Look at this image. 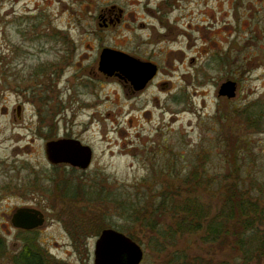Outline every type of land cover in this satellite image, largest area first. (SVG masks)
<instances>
[{
	"label": "rangeland",
	"instance_id": "1",
	"mask_svg": "<svg viewBox=\"0 0 264 264\" xmlns=\"http://www.w3.org/2000/svg\"><path fill=\"white\" fill-rule=\"evenodd\" d=\"M102 1L107 0H0V58L19 57L22 62H25L23 58H27L29 64L38 66L39 63L55 60L57 47L54 41L66 40L82 41L95 47L124 48L126 34L123 29L101 31L93 23L94 10L101 8ZM146 1L114 0L119 6L136 11L139 19L144 16L142 9ZM158 2L151 0V6L155 8ZM216 2L173 0L172 8L165 9L163 13L157 12L158 19L170 24L180 19V43L165 38L154 46L145 44L144 48L163 50L165 55L179 46L187 60L195 57L198 67L207 66L194 76L195 70L190 68L189 63L181 64L178 71L171 73V89H174L171 94L153 87L140 97L128 99L115 85L101 87L99 98L86 96L78 100L80 105L88 101L97 102L99 106L95 104L92 108L76 112L79 106L74 104L75 110L71 107L52 119V126L44 124L38 129L43 137L36 133L38 117L37 114L33 117L35 108L31 102L26 103L24 119L20 123H13L12 118L2 116L3 108L15 110L22 98L13 92L11 85L14 81H5L6 86L0 82V160L3 164L1 170L4 171V175L0 174V187L9 181L14 183L16 179L28 181L33 175L40 179L42 188H50L54 192L61 186V197H56L54 193L52 200L46 201L48 222L38 237L57 261L62 264H95L97 237L83 235L84 229L93 223L94 214L90 212L88 203L90 207L99 206L107 212L104 220L107 219L112 228L125 230L127 218L119 217L124 215L122 210L109 202L91 199L95 195L93 190L97 191L99 187L121 195L127 204H132L144 193L150 198L156 191H163L174 196L179 194L180 198L197 196L216 205L220 193L231 182L230 178H224L235 175L238 167L246 187L250 188L252 183L257 182L264 184V120L258 122L259 128H250L245 122V115L237 112H245V108L252 105L255 109L251 115L259 120L264 110V16L254 12L251 2L245 0L244 11H239L244 19L238 22L240 33L219 36L215 32L222 30L224 18L215 13ZM89 6L91 9H88ZM207 10L215 17L211 15L210 19H205V34L210 41L204 46L199 34L189 30L187 25L192 24L194 29L195 24H201L202 15ZM229 14V22L234 25L232 13ZM145 20L150 22V18ZM187 31L192 35L189 42L183 37ZM149 33L145 32L144 38ZM202 49L210 51L201 57L198 52ZM221 55L228 57L230 63L235 61L234 64L224 67L220 60L218 64L212 61ZM162 59L159 57L158 60L163 62ZM227 68L239 69L240 83L236 96L229 99L219 95L220 83L225 82ZM187 73L191 77L183 76ZM4 88L11 92L4 91ZM80 92L86 94V91ZM53 115L46 113L45 117L49 121ZM66 132L92 148L94 156L90 169L77 172L48 162L45 135L54 138ZM228 144L235 147L228 148ZM229 150L235 154L230 160ZM13 165L15 171H12ZM194 167L200 173L206 169L208 176L215 177V181L211 182L212 186L204 184L206 189L190 193L186 191L188 187L184 182ZM221 179L222 185L219 183ZM66 181L72 186L67 192L64 187ZM82 184L86 187L83 190L85 195L72 197L76 186ZM70 197L83 202L71 204ZM142 203L145 212L149 207ZM5 210V207H0V214ZM99 220L98 216L96 221ZM134 226L137 227V223ZM0 228H3L1 223ZM134 233L144 251L141 264H168L171 261L172 252L161 254L154 248V235L142 229ZM189 236L179 237L174 246L176 250H172L182 255L179 262L227 264L232 260L242 264L237 250L227 249L219 243H204L199 238L201 234L199 237Z\"/></svg>",
	"mask_w": 264,
	"mask_h": 264
},
{
	"label": "flooded vegetation",
	"instance_id": "2",
	"mask_svg": "<svg viewBox=\"0 0 264 264\" xmlns=\"http://www.w3.org/2000/svg\"><path fill=\"white\" fill-rule=\"evenodd\" d=\"M172 1L173 0H159L155 8H153L151 6V0H147L142 9L144 16L140 19L138 18L136 11L127 10L117 5L114 0L102 1L103 5L101 8H96L94 10L93 23H95L96 28L101 31H110L111 28L123 29L126 34L124 48L107 45L95 47L84 44L82 41L66 40L58 42L54 41V44L57 47L54 51L55 60L48 63H39L38 66H32L29 64L27 58L22 59L25 60V62L20 61L21 58L19 57H13V59L0 58V82L6 86L5 81H14V84L11 85L14 88L13 92L18 98H22V101H18L19 103L16 105L15 110L10 111L7 107L3 108L2 116L12 118L13 123H20L24 119L26 103L31 102L35 108V114L33 117L36 114L38 117L36 133L43 136L42 131H38V129L43 128L42 125L44 124H48L49 127L52 126L53 120H55L54 118H57L61 113L64 114L71 107L73 109L74 104L78 103L79 106L76 109V112L81 109L92 108L95 104L99 106L97 102L94 103L88 101L83 102V104L80 105L78 100L83 97L85 98L86 96H92L96 99L99 98V90L104 86H117L123 91L124 96L128 99L140 97L153 87L160 92L167 91L171 94L174 90L173 87L171 89L170 78H172L173 75L171 73L173 71H178L181 64L187 65V63H189V65H191L190 68L195 70L194 76L195 74L200 73V70L207 69L206 65H202L203 68L198 67L197 59L195 57H191L187 60L185 52L180 50L179 46L165 55L163 50L159 52L157 51L159 49H152L150 51L149 49L144 48L145 44L154 46L153 44H156L160 39L165 38L170 41L173 40L178 44L180 43L179 40L182 33L180 30V19H176L173 24H170L169 21L164 22L157 17V12L163 13L165 9L173 7ZM216 1L218 2H216L214 8L215 13L222 15V18H224V21L221 24L222 30H220V32H215L217 33L216 35L228 34L231 32L240 33L238 22L244 21V19L239 11H244L243 2L245 0ZM247 1L251 2L250 5L251 8H254V12L264 16V0ZM88 9H91V7L89 6ZM229 13H232L234 25L229 22ZM211 15L212 17H215V14H212L209 10L205 11L202 15L204 18H202L201 24H195L194 29L192 28V24L187 25L189 30L192 29V31L199 34V39L203 40L204 46H207L210 41L209 37L205 34V27H207L205 26L207 20L205 19H210ZM148 18H150V22L153 20L154 23L151 24L149 21L145 20ZM155 22L157 24H155ZM215 23L218 22L215 20ZM147 31L150 33L147 38H144L143 35ZM183 37L186 42L192 40V35L189 34V31L184 32ZM105 49H112L125 53L129 59L127 69L130 73H133L134 70L133 60L142 64L153 65L155 67L154 77L145 86L139 87L138 89L136 84L120 71H111L110 68L107 69L106 66H101V56ZM209 51L202 49L198 53L202 57L204 54L207 55ZM159 57H163V62L158 60ZM221 57L222 55L220 57L216 56L212 61L218 64V61L220 60L221 62H219L221 66L224 67L232 65L235 62L233 61L230 63L228 57ZM11 60L13 61L11 62ZM16 61L17 63L14 64ZM142 67L143 66L137 67V69H141ZM226 74L227 76L224 79L225 82L220 83V85L222 86V84L229 81L236 83L237 94L240 88L238 78L239 69L234 68L231 70L230 68H227ZM186 75L191 77L190 73L183 74L184 77ZM4 91L11 92L7 88H4ZM80 91H86V94L85 92L81 93ZM2 94L5 95L4 92H2ZM65 98H67V100H65ZM223 98L226 99V97ZM46 113L54 114L49 121V115L47 119L45 117ZM75 118L76 115L74 119ZM45 139L47 140V143L58 141L60 139L74 140L82 143V141L76 136L68 134L67 132L62 136L57 135V137L54 138L45 135ZM2 165L3 164L0 160V174L4 175V171L1 170ZM55 166L77 172L86 171L68 164H58ZM15 170L16 169L13 165L12 171ZM37 178L33 175L32 179H28V181L26 179H16L14 183H10L11 181H9L0 187V207H5L6 209L0 214V223L3 226V228H0V264H62V262L57 261L49 253L47 248H45L42 242L38 239L48 222L47 213L49 210L46 201L47 199L48 201L49 199L52 200L54 193L56 194V197H61V186L58 187V190H54L53 192L50 188H42V185L40 184L41 181ZM40 199L43 200L40 201ZM18 211H21V214L19 217L15 218ZM14 219L17 223H14ZM36 221L41 223L32 229L18 226V224L29 225ZM101 233L96 236L97 240ZM79 239H82L81 235Z\"/></svg>",
	"mask_w": 264,
	"mask_h": 264
},
{
	"label": "trees",
	"instance_id": "3",
	"mask_svg": "<svg viewBox=\"0 0 264 264\" xmlns=\"http://www.w3.org/2000/svg\"><path fill=\"white\" fill-rule=\"evenodd\" d=\"M251 106L245 108V112H240V110L237 112L245 115V122L250 128H257L258 122L264 120V110L262 116L257 120L255 116L251 115L255 109L254 106ZM230 147L235 146L228 144V148ZM232 151H227L231 153L229 160L235 155ZM235 166L237 167V165ZM235 172V175L224 178L226 180L230 178L231 182H228L220 193L216 205L212 202H204L197 196L180 198L179 194L174 196L163 191L160 193L156 191L150 198L144 193L132 204H127L124 197L113 194L103 186L97 188V191L93 190L95 195L91 199L109 202L122 210L121 213L124 215L120 214L119 217L126 216L127 218L125 230L123 229L122 232L134 241L140 242L137 234L134 233L135 230L142 229V231L154 235L151 237L157 252L162 254L166 251L174 254L171 256V261L167 262L168 264H184L178 261L182 255L172 251L176 250L174 246L178 243L176 241H179V237L187 238L190 237L189 235L198 236L199 234L201 237H198L204 243H219L227 249L237 250L241 255L242 264L264 263V184L257 182V184L252 183L250 188L246 187L241 181L239 167ZM190 174V177L187 176L184 182L188 187L186 191H190V193L205 188L204 184H211V182L213 184L215 181V177L208 176L206 169L200 173L198 168L194 167ZM232 181L234 182L232 183ZM219 183L222 185V179ZM64 187L66 192L72 188L67 181L64 183ZM83 190H86L83 184L76 186L72 197L84 196ZM71 193L69 192V194ZM72 197L69 201L71 204L77 205L83 202ZM142 202H145V207H149L145 212L142 209L144 206H141ZM87 205L94 216H92V225L84 229L85 235L98 236L105 228H112L107 219L104 220L107 214L104 209L99 206L90 207L89 203ZM92 208L94 210H91ZM98 216L100 220L97 222ZM149 216L153 218L150 219ZM155 216L156 219H154ZM168 218L171 220L169 221ZM135 223H137V227L134 226ZM227 264H238V261L231 260Z\"/></svg>",
	"mask_w": 264,
	"mask_h": 264
},
{
	"label": "water",
	"instance_id": "4",
	"mask_svg": "<svg viewBox=\"0 0 264 264\" xmlns=\"http://www.w3.org/2000/svg\"><path fill=\"white\" fill-rule=\"evenodd\" d=\"M128 60L127 55L123 52L105 49L101 56V66H106L111 71H120L128 76L138 89L145 86L154 77L155 67L133 60L134 70L133 73H130L127 69ZM140 66L143 67L137 69ZM236 91V83L229 81L222 84L219 95L233 98L236 96ZM46 156L53 165L68 164L81 170H87L92 163L93 150L90 146L83 145L79 141L60 139L46 144ZM20 214L21 211H18L15 218L19 217ZM14 223H17L15 219ZM39 223L41 222L36 221L29 225L18 224V226L32 229L37 227ZM94 256L95 264H141L144 251L137 242L124 233L113 228H107L102 231L96 242Z\"/></svg>",
	"mask_w": 264,
	"mask_h": 264
}]
</instances>
